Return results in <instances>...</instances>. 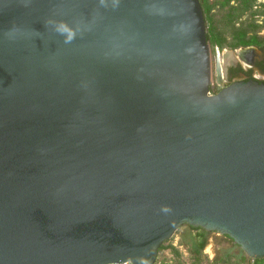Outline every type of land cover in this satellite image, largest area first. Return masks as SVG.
I'll return each instance as SVG.
<instances>
[{
	"label": "water",
	"instance_id": "obj_1",
	"mask_svg": "<svg viewBox=\"0 0 264 264\" xmlns=\"http://www.w3.org/2000/svg\"><path fill=\"white\" fill-rule=\"evenodd\" d=\"M199 0H0V264H155L184 226L264 258V83L210 91Z\"/></svg>",
	"mask_w": 264,
	"mask_h": 264
},
{
	"label": "rangeland",
	"instance_id": "obj_2",
	"mask_svg": "<svg viewBox=\"0 0 264 264\" xmlns=\"http://www.w3.org/2000/svg\"><path fill=\"white\" fill-rule=\"evenodd\" d=\"M204 6V9L207 11L208 8H211L204 16L206 34L209 36L210 40L208 45L210 47L211 60H213L214 49L218 48L220 51L226 49L227 51H234L237 49H244L240 47L237 49L232 48L230 29L224 28L223 23H221V18L219 15V9L217 6H214V3H217L220 0H199ZM237 0H230V5H236ZM263 1H258L257 5ZM256 9V7L254 8ZM255 21H250L248 14L242 19L237 21L236 28H239V24L242 22L245 24V29L251 30L253 32L256 26H260V20L255 17ZM262 32L260 35H263ZM252 37L253 33L247 35ZM220 45L223 46V49H220ZM196 233L191 231L187 227H182L175 236L169 241L166 245L175 250V254L171 249H167L164 252H161L158 257L161 261L167 262V264H196L192 257L189 255V247L191 246V236H194ZM245 258L241 250L233 244V242L225 236H221L216 233L208 234L207 237V247L202 254L200 264H240V259ZM247 258H245L246 260Z\"/></svg>",
	"mask_w": 264,
	"mask_h": 264
},
{
	"label": "trees",
	"instance_id": "obj_3",
	"mask_svg": "<svg viewBox=\"0 0 264 264\" xmlns=\"http://www.w3.org/2000/svg\"><path fill=\"white\" fill-rule=\"evenodd\" d=\"M258 1H263L258 4ZM201 4V2H200ZM214 6H217L219 9V15L221 23H223L224 28L230 29L231 35V44L233 49H237L240 47H249L256 46L260 49L264 50V34L260 35L262 32L264 33V0H237L236 5L231 6L230 0H220L217 3H214ZM203 15L207 13L211 8H208L207 11L204 9V6L201 4ZM256 7V9H254ZM246 14L249 15L250 21H255V17L260 20L261 25L256 26L255 30L251 32V30L245 29V24L240 23L239 28H236V23L240 19H242ZM205 21V19H204ZM253 33L252 37H248L247 35ZM207 42L210 40L209 36L206 34ZM220 49H223V46H219ZM187 227V226H185ZM191 231L195 232L194 236H191V246L189 247V255L192 257L196 264H200L202 254L207 247V237L208 234L200 229H193L190 227ZM169 243V242H168ZM168 243H164L159 250V254L161 252L166 251L167 249H171L173 254H175V250L171 247H167ZM245 258L240 259V264H245Z\"/></svg>",
	"mask_w": 264,
	"mask_h": 264
},
{
	"label": "flooded vegetation",
	"instance_id": "obj_4",
	"mask_svg": "<svg viewBox=\"0 0 264 264\" xmlns=\"http://www.w3.org/2000/svg\"><path fill=\"white\" fill-rule=\"evenodd\" d=\"M210 91L217 94L238 81L264 83V50L256 46L234 51L214 49Z\"/></svg>",
	"mask_w": 264,
	"mask_h": 264
},
{
	"label": "built area",
	"instance_id": "obj_5",
	"mask_svg": "<svg viewBox=\"0 0 264 264\" xmlns=\"http://www.w3.org/2000/svg\"><path fill=\"white\" fill-rule=\"evenodd\" d=\"M127 264H129V263H127ZM155 264H167V262L161 261L160 257H158ZM245 264H264V258L262 260L246 259Z\"/></svg>",
	"mask_w": 264,
	"mask_h": 264
}]
</instances>
